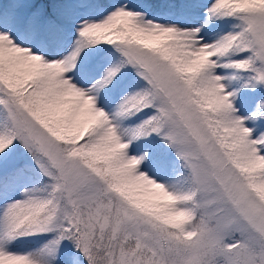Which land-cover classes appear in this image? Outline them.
I'll list each match as a JSON object with an SVG mask.
<instances>
[{
    "label": "snow or ice",
    "instance_id": "6c2138e0",
    "mask_svg": "<svg viewBox=\"0 0 264 264\" xmlns=\"http://www.w3.org/2000/svg\"><path fill=\"white\" fill-rule=\"evenodd\" d=\"M0 264H264V0H0Z\"/></svg>",
    "mask_w": 264,
    "mask_h": 264
}]
</instances>
